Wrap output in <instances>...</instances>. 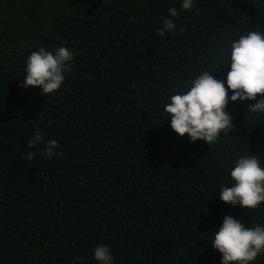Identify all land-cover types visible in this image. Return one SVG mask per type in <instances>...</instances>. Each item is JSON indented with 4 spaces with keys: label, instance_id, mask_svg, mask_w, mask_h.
<instances>
[{
    "label": "trees",
    "instance_id": "16d2710c",
    "mask_svg": "<svg viewBox=\"0 0 264 264\" xmlns=\"http://www.w3.org/2000/svg\"><path fill=\"white\" fill-rule=\"evenodd\" d=\"M182 2L0 0V264H99L101 244L113 264H221L225 215L264 226V202L219 197L241 155L264 168L254 101L229 100L234 131L212 146L177 135L164 110L204 71L226 80L231 42L264 33V0ZM164 18L174 35L157 33ZM61 46L74 58L59 91L19 86L32 51ZM37 131L58 155L29 147Z\"/></svg>",
    "mask_w": 264,
    "mask_h": 264
},
{
    "label": "clouds",
    "instance_id": "9594fccd",
    "mask_svg": "<svg viewBox=\"0 0 264 264\" xmlns=\"http://www.w3.org/2000/svg\"><path fill=\"white\" fill-rule=\"evenodd\" d=\"M181 7L190 10L193 0H183ZM168 11L171 17L179 15L175 7ZM176 30L174 20L164 18L157 33L174 35ZM73 58L74 52L64 46L54 52L44 47L32 51L26 59L24 80L19 86H39L42 96L59 91L65 73L71 71ZM228 60L230 68L226 80H218L204 71L189 81L191 86L186 92L172 95L170 103L165 105L170 127L180 137L187 134L191 142L202 140L212 146L222 132L226 135L233 132L234 117L225 110L229 100L254 101L247 105L246 111L264 114V33L252 30L240 35L230 44ZM37 144L44 145L43 153L48 158L59 154L53 151L59 147L57 141L45 142L39 131L28 141L29 147ZM26 158L32 160L34 154L29 152ZM229 174L232 186L220 185V199L233 206L257 209L264 202V168L256 155H241ZM213 234L211 244L221 254V264H250L264 253V226L259 224L248 227L225 215L219 229ZM93 255L99 264H113V256L106 245H97Z\"/></svg>",
    "mask_w": 264,
    "mask_h": 264
}]
</instances>
